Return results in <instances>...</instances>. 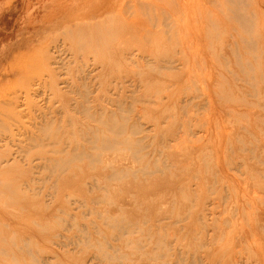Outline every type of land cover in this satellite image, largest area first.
Wrapping results in <instances>:
<instances>
[{
  "label": "rangeland",
  "instance_id": "1",
  "mask_svg": "<svg viewBox=\"0 0 264 264\" xmlns=\"http://www.w3.org/2000/svg\"><path fill=\"white\" fill-rule=\"evenodd\" d=\"M0 264H264V0H0Z\"/></svg>",
  "mask_w": 264,
  "mask_h": 264
},
{
  "label": "bare ground",
  "instance_id": "2",
  "mask_svg": "<svg viewBox=\"0 0 264 264\" xmlns=\"http://www.w3.org/2000/svg\"><path fill=\"white\" fill-rule=\"evenodd\" d=\"M243 20V19H242ZM247 23V22H246Z\"/></svg>",
  "mask_w": 264,
  "mask_h": 264
}]
</instances>
